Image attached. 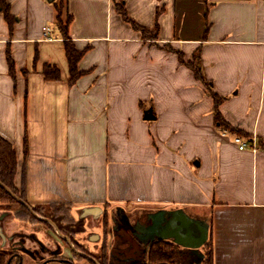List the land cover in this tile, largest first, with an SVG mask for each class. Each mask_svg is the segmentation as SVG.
Listing matches in <instances>:
<instances>
[{"label":"crops","instance_id":"0c3cea01","mask_svg":"<svg viewBox=\"0 0 264 264\" xmlns=\"http://www.w3.org/2000/svg\"><path fill=\"white\" fill-rule=\"evenodd\" d=\"M8 1L16 21L11 31L0 11V134L16 148L28 204L69 205L88 223L106 209H183L209 225L214 264H264V0ZM117 3L159 38H143ZM60 6L85 50L73 83ZM197 51L209 90L187 63ZM47 63L59 79L44 76ZM211 92L241 133L217 124ZM1 213L8 247L16 218Z\"/></svg>","mask_w":264,"mask_h":264},{"label":"trees","instance_id":"16d2710c","mask_svg":"<svg viewBox=\"0 0 264 264\" xmlns=\"http://www.w3.org/2000/svg\"><path fill=\"white\" fill-rule=\"evenodd\" d=\"M117 8L122 16L129 21L132 26L141 31L143 38H149L157 40L159 38V27L156 26L150 29L142 24H139L135 20H132L126 11V8L122 3H117ZM0 11L4 14L6 21L9 23L10 30H13V25L16 21V16L11 11V4L8 0H0ZM72 21V14H64L63 7H58L57 25L61 30L65 38V49L70 64V82L73 83L83 73L79 70L78 63L83 56L85 50H78L69 37V25ZM170 50L172 47L168 46ZM178 52L182 62H185L183 52ZM10 70L14 73L15 66L11 56H9ZM188 65L195 71L196 76L209 90V82L206 80L202 66L200 63L199 51L194 54L192 60L187 61ZM43 74L47 79H59L61 76L60 68L52 63L45 64L43 68ZM215 100L216 110V122L220 127L228 129L230 131L241 133V130L231 126L223 118L219 110V105L224 101L225 97L220 96L216 92H211ZM246 136H249L245 134ZM27 138H25V153L27 154ZM18 170V158L16 148L14 144L0 134V205L5 207L4 209L10 210L14 216L24 219L35 221L39 220L36 214L43 216L46 219H50L60 231L67 234L72 240L81 232L86 230L85 218L76 219L71 213V207L65 204H56L52 206H33L28 204L23 187L19 188L16 184V174ZM74 242L90 255V260L94 264H193V255L184 248L170 240L158 239L149 243L141 252H134L133 255L127 256L125 259H115L107 249V245L103 247L101 253H95L90 251L82 244ZM201 250L205 253L204 258L200 264H214V251L213 242L211 237L202 246ZM76 256L86 257L82 254L75 252ZM64 264H75L73 259L63 260ZM0 264H11V252L6 250H0Z\"/></svg>","mask_w":264,"mask_h":264},{"label":"flooded vegetation","instance_id":"af4514ba","mask_svg":"<svg viewBox=\"0 0 264 264\" xmlns=\"http://www.w3.org/2000/svg\"><path fill=\"white\" fill-rule=\"evenodd\" d=\"M4 212H11L10 210L3 209ZM161 211L158 212H141L138 209L133 211H127L124 209L116 208L112 212L105 210L102 218L104 227L107 229L109 227L110 222L114 224V232L115 235L117 234L119 238L121 239L122 243H127V248L132 249L133 251H142L146 246L149 245L145 243L146 240H150L153 235L156 234L154 230H149V225L152 222V219L155 218L156 221H159L160 218H162V214H160ZM12 213V212H11ZM39 220L44 223L46 229L52 230L54 232V235L57 237H60V239H63L66 243H69L71 247L74 249V252H77L79 254H82L83 256H86L90 259V255L86 254L84 250L79 248V246L74 242V240L87 247L90 251V247H88L84 242L79 241L76 237L72 240L67 234L63 233L58 229V227L50 220L46 219L43 216L40 218L38 214H36ZM18 220L34 224V221H27L24 219H20L14 215H12ZM152 216V217H151ZM165 216H168V212L165 213ZM55 229V231H54ZM31 233V234H29ZM27 235V233H25ZM29 236L28 238L23 237L22 232H19L18 227L16 231L14 232V235L9 236L7 239L10 241V246L4 247L0 246V250H6L8 252H11V264H23L22 260V252H27L29 254H32L34 256L35 252L39 250L38 259L40 260L41 264H49L50 261H58L64 264L63 260H69L72 258H69L63 254H61L60 246L56 245L55 248H53L47 241H42L37 237H33L32 232H28ZM49 235V234H48ZM50 238V235L48 236V239ZM136 240V247H134V242L130 241L129 239ZM158 240V239H156ZM163 240H170L172 239H163ZM57 241V240H56ZM58 242V241H57ZM145 243V244H144ZM33 244H37L34 246ZM106 244H104L100 251L95 253H101L103 251V247ZM118 248L115 244L112 246V250H109L110 255L115 259H125L127 257V251L124 249H120L118 256H116V252L114 251V248ZM94 252V251H92ZM76 255V254H75ZM129 256V255H128ZM35 258V257H34ZM98 264V263H97Z\"/></svg>","mask_w":264,"mask_h":264},{"label":"rangeland","instance_id":"374dc122","mask_svg":"<svg viewBox=\"0 0 264 264\" xmlns=\"http://www.w3.org/2000/svg\"><path fill=\"white\" fill-rule=\"evenodd\" d=\"M236 136V135H234ZM5 207L0 205V213L2 212V210ZM3 215V213H1L0 217ZM13 213L9 212V216L12 217ZM78 215V214H77ZM94 220V218H93ZM30 221V220H27ZM35 223L30 224L18 219L14 220V223L16 224V226L18 227L19 232H22L23 237L28 238L29 233L28 232H32L33 237H37L42 241H47L53 248L56 247V245L60 246V251L61 254L72 258L75 264H94L88 257H79L75 255L74 249L71 247V245L69 243H66L65 241H63V239H60V237H57L56 235H54V232L52 230H47L44 223H42V221H34ZM85 225H86V230L84 232H81L79 234H76V238L81 241L84 242L88 247H90V249L94 252H98L100 251L101 247L106 244L107 245V249H109L110 251L112 250V246L115 244L118 248H114V251L116 252V256H118L120 249H124L127 251V256L129 255H133V253L135 251H133L132 249L127 248V243H122L121 244V239L119 238V236L116 234L113 230L114 228V224L112 222H110L109 227L106 229L104 227L102 218L97 219L95 221H91V222H87L85 219ZM1 227V225H0ZM55 231V229H54ZM27 233V235L25 234ZM50 235V238L48 239V236ZM29 239V238H28ZM58 242H57V241ZM44 241V242H45ZM132 241L134 242V247H136V240H132L131 238L129 239V242ZM34 246H36L37 244H33ZM193 255V260L192 263L195 264L194 259L197 258V255L194 254L191 250H189L188 248H185L184 251H187ZM140 252V251H138ZM35 255L32 256V254H29L27 252H22V260L24 261L23 264H41L40 260L37 258L39 255V250H37L35 253ZM35 257V258H34ZM49 264H62L61 262L58 261H50Z\"/></svg>","mask_w":264,"mask_h":264},{"label":"water","instance_id":"95a60500","mask_svg":"<svg viewBox=\"0 0 264 264\" xmlns=\"http://www.w3.org/2000/svg\"><path fill=\"white\" fill-rule=\"evenodd\" d=\"M146 118H154L152 109L146 112ZM166 212H168V216H165ZM160 214H162V218L159 221L153 218L149 225V230L156 232L150 240L172 239L184 249L188 248L196 254L195 264H200L205 255L201 248L209 238V225L190 216L183 209L161 210Z\"/></svg>","mask_w":264,"mask_h":264},{"label":"built area","instance_id":"2783aa9c","mask_svg":"<svg viewBox=\"0 0 264 264\" xmlns=\"http://www.w3.org/2000/svg\"><path fill=\"white\" fill-rule=\"evenodd\" d=\"M52 28L50 26L44 27V33L46 36L51 32ZM235 142L238 144L240 149L246 148H255L253 144L249 140L244 139L242 136L236 135L234 138Z\"/></svg>","mask_w":264,"mask_h":264}]
</instances>
